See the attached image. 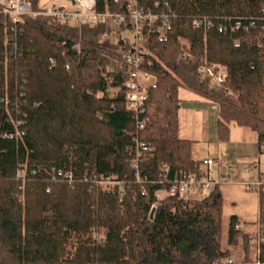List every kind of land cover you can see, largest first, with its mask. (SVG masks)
Here are the masks:
<instances>
[{"label":"trees","instance_id":"16d2710c","mask_svg":"<svg viewBox=\"0 0 264 264\" xmlns=\"http://www.w3.org/2000/svg\"><path fill=\"white\" fill-rule=\"evenodd\" d=\"M29 1L39 8L38 0ZM156 1L162 2L144 3L152 7ZM166 1L176 20L164 36L148 37L155 57L145 56V69L157 80L148 90L153 112L140 132L152 147L149 161L141 165L149 174L144 183L135 180L128 163L136 129L125 109L121 44L103 39L102 25L38 16L19 25L5 49L7 20L0 13V264H214L236 247L243 257L234 264H254L250 233L236 227L235 215L228 220L223 247L222 198L215 189L197 199L166 196L152 218L149 214L162 187L153 181L158 165L190 171L199 166L192 141L178 136L179 87L218 104V141L228 139L230 125L243 127L255 134L264 153L259 28L204 32L191 24L200 17L261 18L264 0ZM95 9L125 12V5L95 0ZM203 56L226 66L219 87L225 85L236 98L198 74ZM110 88L119 90L114 97ZM15 122L21 136L15 134ZM59 170L71 172L73 181L53 178ZM104 175L115 176L122 186L103 190L96 180ZM257 195L258 221L264 224V189ZM260 248L264 264V244Z\"/></svg>","mask_w":264,"mask_h":264},{"label":"built area","instance_id":"2783aa9c","mask_svg":"<svg viewBox=\"0 0 264 264\" xmlns=\"http://www.w3.org/2000/svg\"><path fill=\"white\" fill-rule=\"evenodd\" d=\"M120 2L125 5V12L96 10L95 0H49L46 6L39 5L38 9L33 8L28 0H0V13L7 20L4 30V48H7L8 41L13 42L15 39L16 33L21 29L19 25L23 24L27 18L38 16L48 17L59 23L102 25L104 27L101 34L103 39H112L114 36L115 41L121 44V58L127 70V79L124 83L125 109L133 116L136 129L132 144L128 147L131 154L128 163L135 180L144 183L148 180L149 174L141 169V165L149 161L152 147L141 138L140 132L145 128L146 121L151 115L147 106L148 90L157 80L155 74L145 69V56L148 52L144 43L147 42L151 34L164 36L171 29L172 23L176 20V15L171 11L166 0L156 1L152 7H146L144 0H120ZM191 24L203 28L204 32L209 28H215L224 33L257 27L264 38V17L222 16L215 21L200 17L193 18ZM7 31L10 32V35L7 34ZM182 56H188L186 50L182 51ZM50 63L53 64L54 60L50 59ZM197 72L202 78L211 79L217 86H221L226 78L227 68L225 65L209 62L203 56L199 60ZM3 101L7 108L9 100L5 98ZM18 123L20 122L14 123L15 134L21 136L24 133L18 129ZM223 161L225 162V160ZM212 162L211 159H203L199 162L196 171L172 170L165 163L158 165L153 181L162 187L156 191V202L151 205V209H155L156 204L166 196L197 198L207 195L205 193L210 194L216 188L208 169V165ZM253 168L259 172L258 165ZM227 169L230 167L228 166ZM18 176L21 177L20 172H18ZM52 177L68 182L73 181L71 172L54 171ZM96 183L103 188L109 185L122 186V181L115 176H100ZM248 186L257 191L258 194L260 190L264 189V178L259 176L256 180L251 181ZM92 235L97 237L98 234L94 231ZM249 243L255 249L254 264H262L258 257L260 247L264 244L263 223L257 222L255 230L250 235ZM235 261L236 259L232 255L217 259L213 263L234 264Z\"/></svg>","mask_w":264,"mask_h":264},{"label":"rangeland","instance_id":"374dc122","mask_svg":"<svg viewBox=\"0 0 264 264\" xmlns=\"http://www.w3.org/2000/svg\"><path fill=\"white\" fill-rule=\"evenodd\" d=\"M29 1V0H28ZM49 0H38V4L41 6H46ZM120 1V0H119ZM30 2V1H29ZM161 36H159L160 38ZM113 36L111 41L118 44ZM259 44L264 48V40L260 41ZM181 46H188V42L184 39H179ZM144 47L149 55L155 57L149 48L148 41L144 43ZM120 48L118 49V51ZM212 86L222 88L227 91V94L236 98L230 89L225 85L223 87L217 86V84L211 80L207 79ZM117 88H110L108 90L109 96L114 97L118 93ZM178 96L181 99V132L184 134H189L193 139H195L191 154L195 159L202 160L204 157L208 156L213 162L208 166L211 172V178L217 187V192L222 198V212H221V228H222V245L225 247V236L228 220L230 216L235 215L239 220V225L242 228L255 230L256 224L258 222V211H259V199L257 196V191L251 189L248 184L251 181L256 180L259 176L258 172L253 168L258 165L260 170L264 172V153H256L254 156L246 155L245 152H240L237 162L227 155V153H219L217 151V145L212 142L216 135V125L214 122V115L216 109H208L207 105L211 107L218 106V104L210 99L201 97L192 90L186 87H179ZM196 98L201 102H206L208 104H197L193 103L191 109H187L190 105V99ZM153 111L151 110V113ZM247 131V139L254 137L255 134ZM249 135V136H248ZM217 137V136H216ZM242 130L239 126L230 125L229 126V136L225 142L227 149L234 150L237 148V143L241 142ZM246 140V139H245ZM252 140V139H251ZM253 141V140H252ZM255 143V141H253ZM227 156V159L224 156ZM225 160V162L223 161ZM230 169H227V167ZM264 178V177H263ZM113 186L109 185L104 187L103 190H109ZM214 191V189H213ZM209 194V193H205ZM204 194V195H205ZM206 196V195H205ZM190 199H197L200 197H186ZM231 254L237 261L243 257L241 247H236L232 249Z\"/></svg>","mask_w":264,"mask_h":264},{"label":"crops","instance_id":"0c3cea01","mask_svg":"<svg viewBox=\"0 0 264 264\" xmlns=\"http://www.w3.org/2000/svg\"><path fill=\"white\" fill-rule=\"evenodd\" d=\"M180 103H181V99H180ZM193 103H197V104H199V103H201V104H208L206 102H201V101H199L198 99H196L194 97V98L190 99V105H189V107L187 109H191L193 107L192 106ZM207 108L208 109H216V111L214 112L215 113V115H214V122H215V125H217V120H218V106L211 107V105L210 106L207 105ZM180 111H181V104H180L179 111H178V120H179L178 136L180 138H184V139L191 140L192 141V144H193L194 141H195V139H193L191 136H189V134L186 135V134H184V133L181 132V116H180ZM240 128L242 130V137H243L242 139L243 140H241V142L239 141V143H237V148L234 149V150L227 149L226 146H225V144L222 143V142H225V141H218L217 140V137H216L217 134L215 135L214 139L212 140V142H215V144L217 145V151H220L219 153H221V152L222 153H227V155L230 156L235 161V163L237 162L239 155H241L240 152H245L246 155H250V156L256 155L257 152L259 153L258 148H257V144H256V136H255V140H254V137H250V139L248 140L247 139V134L248 133H246L247 131H245V130H248V129L243 128V127H240ZM251 139L253 141H255V143H253V141ZM192 158L195 159L193 155H192ZM224 158L227 159V156L225 155ZM203 159H209V157L206 156ZM195 160H197L198 162H201L202 161V160L200 161L198 159H195ZM257 175L258 176L259 175H262L264 177V172H262L259 169V172H258ZM215 190H217V187L215 188ZM239 227H240V229L249 232L250 235L254 231L252 229L250 230V228L249 229H246V227L242 228L241 225H239Z\"/></svg>","mask_w":264,"mask_h":264},{"label":"water","instance_id":"95a60500","mask_svg":"<svg viewBox=\"0 0 264 264\" xmlns=\"http://www.w3.org/2000/svg\"><path fill=\"white\" fill-rule=\"evenodd\" d=\"M153 213H154V209H151L149 217L152 218L153 217Z\"/></svg>","mask_w":264,"mask_h":264}]
</instances>
